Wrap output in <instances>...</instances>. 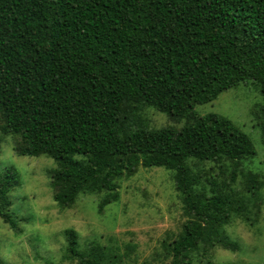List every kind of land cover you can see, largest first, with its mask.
Segmentation results:
<instances>
[{"label": "trees", "instance_id": "trees-1", "mask_svg": "<svg viewBox=\"0 0 264 264\" xmlns=\"http://www.w3.org/2000/svg\"><path fill=\"white\" fill-rule=\"evenodd\" d=\"M245 81L264 96V0H0V145L10 137L17 156L53 161L61 210L101 193L102 213L139 167L170 171L186 220L162 240L167 264H212L215 250L238 248L233 221L256 222L264 183L243 168L251 139L194 110ZM152 110L180 126L150 127ZM261 115L264 133V105ZM18 177L0 172V219L15 232ZM63 236L70 263H127L118 247L80 250L74 231Z\"/></svg>", "mask_w": 264, "mask_h": 264}, {"label": "rangeland", "instance_id": "rangeland-1", "mask_svg": "<svg viewBox=\"0 0 264 264\" xmlns=\"http://www.w3.org/2000/svg\"><path fill=\"white\" fill-rule=\"evenodd\" d=\"M263 105L264 96L255 84L245 81L194 110L199 115L224 116L249 136L256 156L251 162L244 161L243 168L260 173L264 183V133L256 119L262 116ZM148 117L150 127L180 126L153 110ZM12 145L10 137L0 145V172L8 168L19 175L20 185L9 196L10 212L19 222L15 232L0 219V264H78L76 259L70 263L63 257L64 230L76 233L80 250L92 244L118 247L120 254L128 253L126 264H167L162 258V240L177 234L186 220L170 171L139 167L132 177L119 181L118 201L106 205L102 213L97 212L101 193L80 195L71 208L61 210L49 186L53 161L45 156H17ZM260 196L263 202L256 217L251 209L254 224L236 219L227 228L238 248L234 252L215 250L212 264H264V184ZM125 244L134 250L126 252Z\"/></svg>", "mask_w": 264, "mask_h": 264}]
</instances>
